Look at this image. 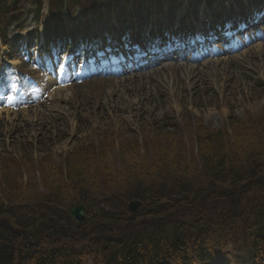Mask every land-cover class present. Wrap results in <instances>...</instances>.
<instances>
[{"label": "rangeland", "instance_id": "1", "mask_svg": "<svg viewBox=\"0 0 264 264\" xmlns=\"http://www.w3.org/2000/svg\"><path fill=\"white\" fill-rule=\"evenodd\" d=\"M34 7L11 8L22 15L0 46V197L18 181L41 191L44 161L61 166L81 146L98 147L118 167L131 147L148 159L157 146L177 144L185 165L198 157V127L222 129L228 117L264 111V0H118L94 17L75 11L58 42L46 41L41 25L35 31ZM97 35L109 37L103 49L74 56ZM172 43L183 58L125 65L130 50L157 55ZM98 53L103 61L120 53L118 71L102 63L94 72ZM8 64L27 71L22 82L11 81L17 71ZM208 264L232 263L222 251Z\"/></svg>", "mask_w": 264, "mask_h": 264}, {"label": "trees", "instance_id": "2", "mask_svg": "<svg viewBox=\"0 0 264 264\" xmlns=\"http://www.w3.org/2000/svg\"><path fill=\"white\" fill-rule=\"evenodd\" d=\"M23 1L56 38L65 15L117 0H48L43 18V0H0L1 43ZM198 131V157L185 165L177 144L148 159L131 147L118 167L98 147L81 146L61 166L44 161L41 191L7 183L0 219L11 230L0 224V264H208L222 251L232 264H264V111ZM134 199L141 205L130 213ZM76 205L85 207L83 222L68 212Z\"/></svg>", "mask_w": 264, "mask_h": 264}, {"label": "water", "instance_id": "3", "mask_svg": "<svg viewBox=\"0 0 264 264\" xmlns=\"http://www.w3.org/2000/svg\"><path fill=\"white\" fill-rule=\"evenodd\" d=\"M140 205L141 202L139 200H130L127 205L128 211L134 213ZM68 212L76 222H83L85 220V207L83 205L72 206ZM0 224L11 230L9 223L5 219H0Z\"/></svg>", "mask_w": 264, "mask_h": 264}]
</instances>
